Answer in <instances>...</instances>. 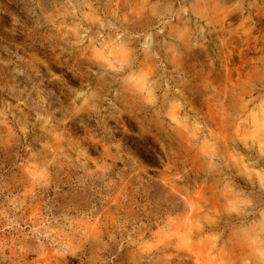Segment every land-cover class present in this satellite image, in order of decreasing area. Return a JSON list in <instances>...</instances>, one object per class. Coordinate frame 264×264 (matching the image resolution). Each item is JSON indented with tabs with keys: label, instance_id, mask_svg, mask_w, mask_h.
<instances>
[{
	"label": "rangeland",
	"instance_id": "rangeland-1",
	"mask_svg": "<svg viewBox=\"0 0 264 264\" xmlns=\"http://www.w3.org/2000/svg\"><path fill=\"white\" fill-rule=\"evenodd\" d=\"M0 264H264V0H0Z\"/></svg>",
	"mask_w": 264,
	"mask_h": 264
},
{
	"label": "trees",
	"instance_id": "trees-1",
	"mask_svg": "<svg viewBox=\"0 0 264 264\" xmlns=\"http://www.w3.org/2000/svg\"><path fill=\"white\" fill-rule=\"evenodd\" d=\"M150 156H152L153 158L157 157V155L153 153H150Z\"/></svg>",
	"mask_w": 264,
	"mask_h": 264
}]
</instances>
